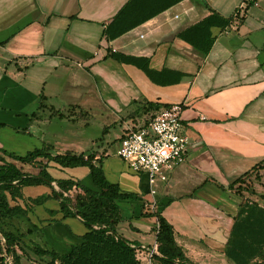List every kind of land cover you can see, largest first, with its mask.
Here are the masks:
<instances>
[{
  "label": "crops",
  "instance_id": "crops-1",
  "mask_svg": "<svg viewBox=\"0 0 264 264\" xmlns=\"http://www.w3.org/2000/svg\"><path fill=\"white\" fill-rule=\"evenodd\" d=\"M243 1L0 0L4 106H21L26 96L38 100V105L53 98L67 101L69 111L96 106L112 126L120 122L121 135L142 126L165 105L182 106L181 133L189 139L185 160L168 173L166 181L158 182L154 196L149 194L147 180L142 190L141 174L132 172L117 155L119 140L113 156L103 150V170L122 190L142 197V201L112 203L124 219L118 232L139 244L154 243V218L127 220L140 214L143 202L154 200L153 210L171 223L176 242L194 263L230 264L224 248L243 197L218 185L228 187L264 158V0L251 3L241 23L211 27L213 40L205 54L181 34L213 11L222 17L232 15ZM121 12L120 24L135 26L107 39L105 27ZM191 34L194 37L197 32ZM110 52L145 59L141 64L152 79L137 65L109 56ZM146 101L160 106L145 110ZM14 114L18 117L21 112ZM48 170L56 179H87L84 184L92 185L84 167ZM39 186L43 191L33 196L25 194L27 187H23V196L35 198L49 192L47 186ZM58 207L57 200L49 199L34 205L28 217ZM54 215L38 227L71 218H63L60 212ZM86 230L84 226L77 235L79 241Z\"/></svg>",
  "mask_w": 264,
  "mask_h": 264
},
{
  "label": "trees",
  "instance_id": "trees-1",
  "mask_svg": "<svg viewBox=\"0 0 264 264\" xmlns=\"http://www.w3.org/2000/svg\"><path fill=\"white\" fill-rule=\"evenodd\" d=\"M250 4L251 2H246L244 7L237 8L228 17L219 16L213 11L214 13L185 30L181 35L205 54L209 51L213 40L210 36V28L225 27L235 22L241 23ZM122 12L105 27L103 33L107 39H114L132 28L131 26H135L120 24L124 17ZM193 32H197L194 37L192 36L195 34H191ZM207 34H209L207 43L202 46ZM120 55L115 52L109 54L118 61L125 60L137 65L152 79L150 71L143 63L141 64L145 59ZM41 97L44 99V96ZM159 106L158 103L146 101L143 108L158 109ZM52 114L59 118L66 117L65 114L55 110ZM125 132L118 138L119 141ZM52 149L51 144L43 143L38 148L18 154L0 147V264H21L23 255L32 261H34L33 256H36L42 264H149V262L150 264H200L192 262L185 255L175 240L171 223L158 209H148L144 202L141 204L140 214L136 217L131 215L127 220L142 217L155 219L152 231L155 233L154 242L157 244V252L149 257V249L153 243L145 244L142 248V244L126 239L118 232L117 226L124 219L112 203L142 201V197L135 192L122 190L118 183L106 178L103 170L105 151L99 155L96 150L89 152L66 150L63 153H53ZM51 166L60 169L84 167L89 172L92 185L88 186L72 177L56 179L48 170ZM29 168L36 172L27 171ZM259 169H264V158L231 181L228 187L218 186L241 195L240 186L245 182V178ZM39 185L47 186L49 192L35 198L23 196V187ZM49 199L57 200L59 204L58 209L49 210L50 213L60 212L63 218H78L87 229L80 236L79 243L72 246L66 254H60L54 249L45 248L28 239V236L38 234V225L27 222L25 229H21L22 220L24 218L29 220L28 213L32 207ZM129 226L134 230L131 223ZM224 256L230 260V264H264V205L249 199L239 204L237 213L233 216Z\"/></svg>",
  "mask_w": 264,
  "mask_h": 264
},
{
  "label": "rangeland",
  "instance_id": "rangeland-1",
  "mask_svg": "<svg viewBox=\"0 0 264 264\" xmlns=\"http://www.w3.org/2000/svg\"><path fill=\"white\" fill-rule=\"evenodd\" d=\"M25 99V102L17 107L4 106L0 99V122L4 123L3 126H0L1 146H5L18 154H24L38 148L43 143L55 145L56 148L52 149L53 153L72 149L77 152L96 150L99 155H102L103 150L108 151L111 156L115 154L118 138L122 133L119 131L120 122L116 121L117 123L112 126L111 122L106 120V113L103 114V117L98 113L96 106L90 108L81 106V108L76 107L69 111L66 110L68 108L67 101H61L57 98L43 103V106L48 108L39 107L40 104L38 105V103L40 102L34 101L31 96L29 98L26 96ZM50 106H54L55 111L65 114L66 117L59 118L57 115H51L54 110L50 109ZM17 110L21 112L18 117L14 114ZM50 112L51 116L49 115ZM33 113L35 114L33 115ZM17 126L20 128L18 129L19 132H16ZM24 126L27 130L22 128ZM140 177L142 179L140 187L143 190L146 177L144 174H141ZM82 182L86 183L87 179ZM43 189V186L27 187L24 192L33 196ZM240 191L242 192L240 195L243 197L242 201L249 199L264 205V169H259L248 175L245 182L241 184ZM45 213L47 216L44 219L41 215ZM45 213L37 211L29 220L24 218L21 229H25L27 222L37 225L44 224L48 218L55 216L54 213ZM83 227V224L72 217L64 221H52L51 224L40 226L39 231H37L38 234L28 236V239L45 248L55 249L60 254H66L72 246L79 242L77 235L82 232ZM33 259L34 261L28 260L23 255L21 256V264H42L36 256H33ZM226 260L230 263L229 259L226 258Z\"/></svg>",
  "mask_w": 264,
  "mask_h": 264
},
{
  "label": "built area",
  "instance_id": "built-area-1",
  "mask_svg": "<svg viewBox=\"0 0 264 264\" xmlns=\"http://www.w3.org/2000/svg\"><path fill=\"white\" fill-rule=\"evenodd\" d=\"M246 2L256 4L255 0H244L240 7H244ZM181 112L182 106L172 103L145 125L127 129L119 141L117 155L132 172L145 175L152 196L157 192L158 182L166 181L168 173L185 160L189 139L181 133ZM155 204L156 201L152 200L145 206L153 210ZM141 247L144 248L145 244ZM156 248L154 242L149 249V257L157 252Z\"/></svg>",
  "mask_w": 264,
  "mask_h": 264
},
{
  "label": "water",
  "instance_id": "water-1",
  "mask_svg": "<svg viewBox=\"0 0 264 264\" xmlns=\"http://www.w3.org/2000/svg\"><path fill=\"white\" fill-rule=\"evenodd\" d=\"M0 237H1V235H0Z\"/></svg>",
  "mask_w": 264,
  "mask_h": 264
}]
</instances>
